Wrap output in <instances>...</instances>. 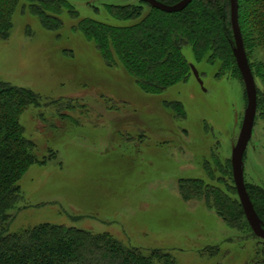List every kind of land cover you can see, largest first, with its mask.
<instances>
[{
	"label": "rangeland",
	"instance_id": "obj_1",
	"mask_svg": "<svg viewBox=\"0 0 264 264\" xmlns=\"http://www.w3.org/2000/svg\"><path fill=\"white\" fill-rule=\"evenodd\" d=\"M66 1L80 20L127 26L106 6L135 0ZM60 18V31H46L18 9L9 39L0 40V81L41 98L39 108L20 117L38 161L22 174L10 232L49 224L108 234L164 258L155 264H248L254 240L233 230L207 200L181 194L187 181L224 191L232 183V151L248 105L240 74L203 62L196 68L206 91L193 75L160 95L146 93L74 30L75 17L65 11ZM250 53L264 92V54L254 43ZM184 54L195 66L191 48ZM257 114L245 181L264 190V120Z\"/></svg>",
	"mask_w": 264,
	"mask_h": 264
},
{
	"label": "trees",
	"instance_id": "obj_2",
	"mask_svg": "<svg viewBox=\"0 0 264 264\" xmlns=\"http://www.w3.org/2000/svg\"><path fill=\"white\" fill-rule=\"evenodd\" d=\"M157 1L175 6L184 0ZM238 1L245 52L257 83L259 71L251 62L250 47L254 43L264 54V0ZM106 7L112 18L129 21V25L80 20L66 0H0V40L9 39L18 9L34 15L44 30L54 32L63 28L60 16L67 11L78 20L74 30L96 47L105 63L111 68L120 63L146 93L160 95L193 77L191 63L184 54L186 48L192 50L195 67L203 62L211 66L220 63L226 72L239 73L242 78L233 53L230 0H194L184 11L174 14L139 0L127 6ZM262 64L264 68V61ZM257 102L264 120V92L259 89ZM40 106L41 98L32 90L0 81V264H155L164 259L157 253L149 258L108 234L96 235L83 229L45 224L20 234L10 232L12 212L22 199V174L38 161L37 147L26 138L20 117L24 110ZM230 179L227 191L203 180L187 181L181 194L188 201L207 200L233 230L254 240L248 264H264V241L250 229L233 172ZM247 190L264 224V190Z\"/></svg>",
	"mask_w": 264,
	"mask_h": 264
},
{
	"label": "water",
	"instance_id": "obj_3",
	"mask_svg": "<svg viewBox=\"0 0 264 264\" xmlns=\"http://www.w3.org/2000/svg\"><path fill=\"white\" fill-rule=\"evenodd\" d=\"M147 3L154 9L160 10L165 13L174 14L184 11L190 3L194 0H184L175 6H168L158 2L157 0H139ZM231 2V23L234 34V48L233 53L237 61V66L242 75L243 81L246 86L248 105L245 111L244 121L241 129L237 144L233 147L232 151V172L235 187L237 189L240 204L243 207L246 219L252 229L254 235L264 241V224L258 216L254 205L249 196L245 181V155L249 143L253 137L257 111H258V88L256 79L250 66V61L247 55L244 39L239 22V1L230 0ZM194 79L198 81L200 86L204 89V82L201 79L200 73L195 66H192ZM204 91H206L204 89Z\"/></svg>",
	"mask_w": 264,
	"mask_h": 264
}]
</instances>
